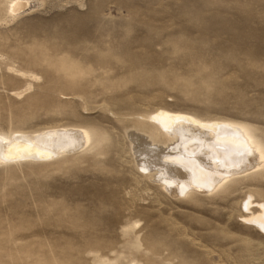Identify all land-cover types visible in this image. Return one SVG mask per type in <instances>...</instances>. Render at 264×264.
Segmentation results:
<instances>
[{
	"label": "rangeland",
	"instance_id": "rangeland-1",
	"mask_svg": "<svg viewBox=\"0 0 264 264\" xmlns=\"http://www.w3.org/2000/svg\"><path fill=\"white\" fill-rule=\"evenodd\" d=\"M22 1L0 0V133L91 140L0 165V264H264V234L241 217L264 200V169L176 199L131 147L157 108L236 121L264 145V0Z\"/></svg>",
	"mask_w": 264,
	"mask_h": 264
},
{
	"label": "bare ground",
	"instance_id": "bare-ground-1",
	"mask_svg": "<svg viewBox=\"0 0 264 264\" xmlns=\"http://www.w3.org/2000/svg\"><path fill=\"white\" fill-rule=\"evenodd\" d=\"M23 5L22 0H9L11 13H18ZM144 120L146 127L131 135L136 165L176 199L230 193L242 177L264 169V145L236 121L203 119L166 108L155 109ZM90 140L91 131L77 126L0 133V165L48 162L83 149ZM243 210V221L264 234V200L249 195Z\"/></svg>",
	"mask_w": 264,
	"mask_h": 264
}]
</instances>
